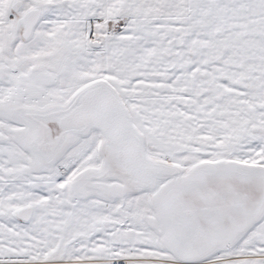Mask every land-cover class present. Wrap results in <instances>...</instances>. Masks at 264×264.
Masks as SVG:
<instances>
[{
    "label": "snow or ice",
    "instance_id": "6c2138e0",
    "mask_svg": "<svg viewBox=\"0 0 264 264\" xmlns=\"http://www.w3.org/2000/svg\"><path fill=\"white\" fill-rule=\"evenodd\" d=\"M0 264H264V0H0Z\"/></svg>",
    "mask_w": 264,
    "mask_h": 264
}]
</instances>
